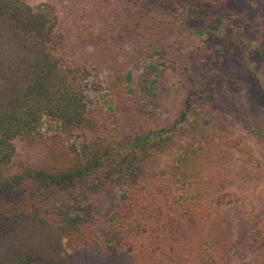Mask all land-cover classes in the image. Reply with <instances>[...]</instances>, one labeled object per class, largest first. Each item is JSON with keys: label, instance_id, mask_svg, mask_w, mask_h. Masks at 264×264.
<instances>
[{"label": "trees", "instance_id": "16d2710c", "mask_svg": "<svg viewBox=\"0 0 264 264\" xmlns=\"http://www.w3.org/2000/svg\"><path fill=\"white\" fill-rule=\"evenodd\" d=\"M113 19L106 0H0V264L262 262L261 201L237 211L231 197L209 185L220 177L221 159L243 152L220 113L207 106L214 87L196 79V63L175 44L173 18L140 14L130 48L124 42L132 36L117 33ZM142 55L158 56L161 70L171 69L187 94L154 131L132 112V136H123L119 122L88 109L86 92H122ZM156 69L149 65L138 75L143 92L157 85ZM43 116L57 120L65 137L83 140L84 158L72 143L63 162L35 159ZM176 143L181 162L156 166L153 155ZM182 163L195 182L180 202ZM106 189L122 193L121 240L103 250L92 222L95 198ZM246 253L249 261H236Z\"/></svg>", "mask_w": 264, "mask_h": 264}, {"label": "rangeland", "instance_id": "374dc122", "mask_svg": "<svg viewBox=\"0 0 264 264\" xmlns=\"http://www.w3.org/2000/svg\"><path fill=\"white\" fill-rule=\"evenodd\" d=\"M27 1L35 4L40 0ZM106 2L113 9L116 32L122 36H132L131 40L126 37V48L131 46L136 31L135 20L140 14L148 16L161 12L173 18L175 44L185 58L196 63V79L214 87L209 98L205 99L207 106L210 111L220 113L243 152L241 155L233 152L221 159L225 162L221 161L220 177L211 180L209 185H213L217 192L227 194L225 198L231 197L236 202L237 211H243L260 201L264 210V20L259 10V0L251 4L246 0ZM140 6L143 11H137ZM201 46L205 51L200 50ZM205 52L209 53L207 57ZM139 60L140 67L131 70L122 92L113 93L105 89H89L86 92L88 109H101L112 123L119 122L123 136H132L128 118L132 112L140 114L139 121L135 120L137 124L142 123L147 131H154L164 121L171 120V108L175 110L180 107L187 94L186 86L182 87L177 82L171 69L161 70L158 56L148 59L142 55ZM149 65L157 68L151 72L158 75V82L155 86L148 85L149 88L143 92L142 84H137L138 75L146 71ZM97 74L99 81L105 84L106 73L99 70ZM37 131L39 137L33 147L38 153L35 159L39 162H63L72 143L76 152L84 158L83 140L65 137L54 118L43 116ZM178 146L176 143L170 149L154 154L155 165L161 166L167 162L179 164L182 156ZM179 170L183 181L175 185V191L181 202L191 197L195 180L193 175L187 173L183 163ZM121 196L117 189H106L95 198L92 224L103 250L121 240L116 228ZM240 258L251 259L248 253L239 256L236 261Z\"/></svg>", "mask_w": 264, "mask_h": 264}]
</instances>
